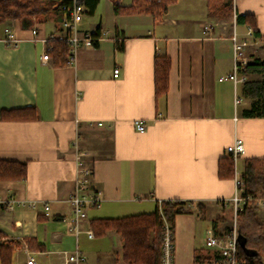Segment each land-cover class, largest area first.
Listing matches in <instances>:
<instances>
[{
	"label": "crops",
	"instance_id": "1",
	"mask_svg": "<svg viewBox=\"0 0 264 264\" xmlns=\"http://www.w3.org/2000/svg\"><path fill=\"white\" fill-rule=\"evenodd\" d=\"M226 1L175 0L159 16L117 13L113 0H99L91 12L86 5L78 29H106L108 35L93 46L80 45L74 62L62 65L49 52V60H41L51 41L31 40L32 26L38 37L64 39L62 11L29 28L15 23V45L0 39V160L26 168L24 180L0 179V199L24 202L13 210L0 205V245L11 248V264H25L24 248L41 262L78 250L84 264H121L118 236L108 230L88 237L91 221L150 213L165 201L184 202L186 208L172 225L173 264H192L209 254L203 236L208 228L216 236L229 231L232 204L224 206L223 200L232 197L235 185L233 175H219V164L229 157L225 147L234 136L244 144L242 174L247 159H264V111L247 116L252 100L244 82L220 77L232 71L233 31L242 37L248 27L236 23L237 15L249 14L260 34L246 46L247 56L264 58V0H231V8ZM157 56L169 59L163 93L155 86ZM137 119L145 124L142 132ZM73 140L93 170L87 193L97 191L100 199L86 206L79 232L71 229L68 201ZM95 237L106 240H97V252L86 250L85 239Z\"/></svg>",
	"mask_w": 264,
	"mask_h": 264
},
{
	"label": "trees",
	"instance_id": "2",
	"mask_svg": "<svg viewBox=\"0 0 264 264\" xmlns=\"http://www.w3.org/2000/svg\"><path fill=\"white\" fill-rule=\"evenodd\" d=\"M99 0H79L89 7L91 12ZM175 0H132L123 6L120 0H113L114 11L117 13H149L159 16L170 3ZM214 1V0H211ZM222 2V0H220ZM71 0H0V26L17 22L22 28L32 26V16L61 13L60 5L68 4ZM210 2V1H209ZM212 5V4H211ZM218 4L217 6H219ZM220 8H223L220 6ZM229 9H222L226 15ZM236 23L246 24L252 30L253 38L260 36L255 22L249 14L237 15ZM48 52L53 63L66 64L68 44L64 39L51 38ZM169 59L165 56L155 57L154 72L157 93H163L167 87ZM247 74H259V78H247L243 83L245 96L251 98L252 106L245 112L247 116H260L264 111V58H253L246 65ZM14 114L17 110H7ZM18 115H11L14 118ZM219 175L231 177L233 162L225 157L219 164ZM243 182L240 194L244 201L236 210L237 232L245 238L246 252L239 245V256L247 264H264L261 254H264V221L258 217L254 200L247 197H264V159H247L242 174ZM26 168L24 163L0 160V179L24 180ZM249 201H251L249 203ZM184 202L165 201L156 206L150 213H139L119 218H97L91 221L94 235H103L113 230L123 239L122 259L127 264H160L161 233L163 221L161 213L173 225L177 213L185 212ZM12 250L9 246L0 245V264H11ZM256 260V261H255Z\"/></svg>",
	"mask_w": 264,
	"mask_h": 264
},
{
	"label": "built area",
	"instance_id": "3",
	"mask_svg": "<svg viewBox=\"0 0 264 264\" xmlns=\"http://www.w3.org/2000/svg\"><path fill=\"white\" fill-rule=\"evenodd\" d=\"M234 1V0H233ZM60 10L64 13L63 27L66 30V37L64 40L68 44V53L66 61L73 63L76 51L80 45L93 46L99 40L108 35L106 29L95 28L91 31H80L78 29V23L81 21L84 13L87 11L85 4L80 3L79 0H71L68 4L60 5ZM16 22L12 21L9 24L2 26L3 35L0 38L2 41L7 42L9 45H15L20 40L15 32ZM210 25H206L204 29H209ZM32 37L31 40H39L44 45L52 38L51 36L44 38L37 36L36 26L31 27ZM232 40V71L230 74L223 75L221 79H230L237 82H245L248 78L246 72V65L251 60L246 54V46L253 40L252 30L247 27L244 32V36L240 37L236 31H233L231 35ZM48 48H46L42 55L41 60L47 62L49 60ZM119 75L118 66H114L112 69V76L117 77ZM135 127L138 131L145 130V124L143 120H135ZM73 158L75 163V176H74V188L71 196L68 198L72 206V214L70 217L73 229L75 232L80 231V220L86 215L85 208L87 205H97L99 202V196L97 191L87 193V189L91 184V177L93 170L86 162V152L78 148L76 140L72 141ZM244 152L243 140L234 136L231 143L225 147V153L229 156L233 162V181L235 185V191L232 197L223 200V205L226 206L228 202H231L232 209L236 214L238 205L244 201V198L240 194V187L242 186V172L238 166V160ZM248 200H254L255 204L264 208V197H247ZM22 200H18L13 197L0 199V205L4 206L8 210H13L16 206L23 204ZM31 205L33 203L31 202ZM44 210H48L49 205L44 203ZM88 237H93L92 230L85 231ZM173 228L165 221L162 230L161 240V257L160 264H173L174 259V240H173ZM205 245L210 249L209 254L203 258H195L192 264H247L239 256V242L238 232L236 228L231 229L227 234L222 236H216L211 228L206 230ZM25 264H84L85 256L78 250L68 251L63 250L59 253L58 258L53 262H41L38 261L33 254L24 248Z\"/></svg>",
	"mask_w": 264,
	"mask_h": 264
},
{
	"label": "rangeland",
	"instance_id": "4",
	"mask_svg": "<svg viewBox=\"0 0 264 264\" xmlns=\"http://www.w3.org/2000/svg\"><path fill=\"white\" fill-rule=\"evenodd\" d=\"M132 1V0H131ZM227 2V5L231 8V0H228V1H226ZM121 4V3H120ZM40 18H42V16L41 15H38V16H36V15H33L32 16V24H34L38 19H40ZM17 23V22H16ZM251 45V44H250ZM260 45L261 44H259V43H254V45H253V47L255 48H259L260 47ZM250 77H259V74H253V76H250ZM251 201H249V203H250ZM254 205L257 207V214H258V217L259 218H261L263 221H264V208H262V207H260V206H258V205H256L255 203H254ZM161 217H162V221H163V224L165 223V221L166 222H168L167 221V219L163 216V214L161 213ZM229 218V217H228ZM228 220H230V219H228ZM169 223V222H168ZM170 224V223H169ZM171 225V224H170ZM162 228H163V226H162ZM228 228H230L229 229V231L231 230V229H233V228H236V230H237V223H236V214H235V212H234V210L232 209V213H231V221H230V224H229V227ZM113 231V230H112ZM228 231V232H229ZM114 232V231H113ZM115 233V232H114ZM206 233V232H205ZM205 233L203 234V236H204V238H205ZM116 234V233H115ZM227 234V233H226ZM117 235V234H116ZM118 237V244H117V248L116 249H118L119 250V252L120 253H118V255H117V260H118V263H121V264H127L123 259H122V256H121V254H122V245H123V239L121 238V236H119V235H117ZM104 237H95V239H90V240H87V239H85V246H87L86 247V250H88V251H96L97 252V250L100 248V245H98L97 246V242H99V244H100V242L101 241H97V240H100V239H102V240H106L105 238L103 239ZM161 240H162V233H161ZM95 244V246H96V248L95 247H93V245ZM102 248H104V249H106V250H108V246L107 245H103V246H101ZM97 249V250H96ZM111 253V252H110ZM109 253V255L110 256H113L112 258L113 259H116V253L115 252H113V253H111L110 254ZM92 255H93V253H91ZM262 255V257L264 258V254H261ZM93 257V256H92ZM91 261L93 262V258H91ZM93 264V263H92Z\"/></svg>",
	"mask_w": 264,
	"mask_h": 264
},
{
	"label": "water",
	"instance_id": "5",
	"mask_svg": "<svg viewBox=\"0 0 264 264\" xmlns=\"http://www.w3.org/2000/svg\"><path fill=\"white\" fill-rule=\"evenodd\" d=\"M238 242H239V245H240L241 248H243L246 252H250L245 247V238L239 233H238Z\"/></svg>",
	"mask_w": 264,
	"mask_h": 264
}]
</instances>
